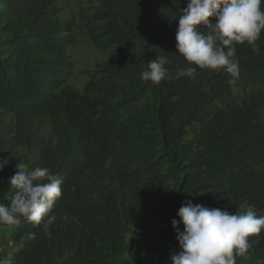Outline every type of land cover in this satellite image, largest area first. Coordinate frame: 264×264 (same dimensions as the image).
Here are the masks:
<instances>
[{"label": "trees", "instance_id": "obj_1", "mask_svg": "<svg viewBox=\"0 0 264 264\" xmlns=\"http://www.w3.org/2000/svg\"><path fill=\"white\" fill-rule=\"evenodd\" d=\"M98 2L99 16L86 33L97 50L114 51L98 68L101 75L78 92L67 84L70 26L55 0H0V157L7 162L0 203H10L17 164L48 167L63 179L51 236L23 217L3 224L20 244L9 264H96L86 257L81 233L104 241L123 236L134 221L161 219L155 246L176 254L171 221L184 202L205 192L229 213L247 203L264 216V96L254 92L239 103L232 93L249 82L264 85V30L259 52L236 45L235 83L223 70L199 67L193 78H176L190 66L175 47L187 0ZM159 56L171 61L165 67L172 79L142 80ZM193 124L197 130L188 138ZM91 175L101 184L98 197L87 201L76 187ZM249 241L236 264H264V231Z\"/></svg>", "mask_w": 264, "mask_h": 264}, {"label": "clouds", "instance_id": "obj_2", "mask_svg": "<svg viewBox=\"0 0 264 264\" xmlns=\"http://www.w3.org/2000/svg\"><path fill=\"white\" fill-rule=\"evenodd\" d=\"M262 5L264 0H187L186 7L179 9L175 47L190 66L178 70L176 78H193L199 67L223 70L230 76L229 83H235L240 75L236 45L247 43L253 51L260 50L256 42L264 30ZM210 17L216 22L211 23ZM201 24L209 29L207 33L198 29ZM170 62L166 56L150 60L141 79L155 84L172 79L165 67ZM6 163L0 159V170ZM17 168L10 178L14 190L10 203H0V224H18L23 217L37 226L42 224L45 234L51 236L55 216L50 213L62 196L63 179L48 167L27 170L20 163ZM176 215L179 220L172 219L171 224L180 251L171 256L172 264H236V257L245 256L251 247L249 237L264 231V216H258L251 206L229 213L188 200Z\"/></svg>", "mask_w": 264, "mask_h": 264}, {"label": "rangeland", "instance_id": "obj_3", "mask_svg": "<svg viewBox=\"0 0 264 264\" xmlns=\"http://www.w3.org/2000/svg\"><path fill=\"white\" fill-rule=\"evenodd\" d=\"M59 8V18L63 23L70 26L67 33L71 39V43L67 48V53L72 62V72L67 81V84L78 92H82L86 83L92 75L99 77L101 73L98 68L106 61V59L114 51L107 49L105 51L97 50L89 40L85 26L95 21L99 16L98 0H55ZM216 21V19L214 18ZM260 93L264 96V85L260 83L249 82L243 87H233V96L239 103L247 101L251 93ZM261 120H264V106L260 111ZM187 136L191 137L197 130V125L193 124L187 128ZM10 136L6 140H9ZM1 159V157H0ZM4 168V167H3ZM3 169L0 170V175ZM76 187L77 192L83 193V198L87 201L95 200L97 190L100 188L101 182L96 176L91 175L85 179H81ZM107 183V180H105ZM116 184V182H112ZM176 198V196H175ZM3 204H7L1 202ZM193 204H201L209 208L223 209V201L216 195L205 192L196 197L192 201ZM9 204V203H8ZM249 205L243 203L239 210L245 211ZM261 216L262 212H256ZM179 220V217H175ZM162 219L156 225H142L134 221L130 227L126 228L123 236L108 239L104 241L96 237L92 232L86 234L81 233L83 249L85 254L88 251L91 260L96 264H172L171 256L175 254L173 251L161 250L155 246L159 242V233L161 231ZM180 230H183V225H179ZM174 236L176 237V230ZM75 239H73L74 241ZM76 240H79L78 236ZM20 244L16 238L13 229L4 228L0 224V257L3 264H9V260L15 255ZM76 260L75 264H79ZM56 264H63L60 260Z\"/></svg>", "mask_w": 264, "mask_h": 264}]
</instances>
